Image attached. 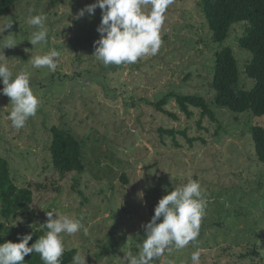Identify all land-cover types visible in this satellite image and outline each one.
<instances>
[{"label":"rangeland","instance_id":"obj_1","mask_svg":"<svg viewBox=\"0 0 264 264\" xmlns=\"http://www.w3.org/2000/svg\"><path fill=\"white\" fill-rule=\"evenodd\" d=\"M93 3L19 0L0 21V29L13 22L0 31V44L11 37L17 45L0 51L14 76L31 73L30 86L40 100L36 115L17 130L7 118L10 98L0 94V156L9 162L15 184L32 191L31 209L16 222L29 230L36 222L45 224L53 210L79 218L88 231L64 235L65 249L77 248L86 264H122L129 251L138 254L158 201L192 179L207 202L197 238L201 264H264L250 255L264 231V165L253 151L250 128L264 127V116L217 108L212 89L215 53L225 47L237 59L241 87L254 86L245 74L251 54L238 44L245 24H235L225 42L213 43L201 0H174L156 55L105 66L92 56L101 9L76 18ZM30 15L46 16V43L28 41L35 30L26 23ZM53 48L61 52L54 72L27 63L31 55ZM3 87L0 81V92ZM169 92L203 97L214 118L201 119L198 109L187 118L174 100L164 109L178 119L157 111L153 104ZM52 126L82 142L83 173L61 175L52 168ZM160 128L185 131L187 138L178 134L176 146ZM195 250L190 242L152 264H192Z\"/></svg>","mask_w":264,"mask_h":264},{"label":"clouds","instance_id":"obj_2","mask_svg":"<svg viewBox=\"0 0 264 264\" xmlns=\"http://www.w3.org/2000/svg\"><path fill=\"white\" fill-rule=\"evenodd\" d=\"M174 0H96L86 5L77 14V19L85 13L94 14L99 7L102 11L101 23L97 28L100 39L94 42L93 57L105 66L135 63L145 55H156L161 46V28L166 19L165 12ZM45 15H30L26 23L35 30L29 42L36 46L47 42L48 31L45 27ZM10 22L5 30L12 27ZM14 39L9 37L0 48L16 47ZM61 52L50 49L44 54L31 55L30 63L35 69L47 68L55 71L58 67ZM3 51H0V81L3 89L0 94L10 98L12 105L8 120L17 130L23 128L30 117L36 115L40 106L39 98L30 86L31 73L21 70L15 76L10 70ZM143 191L138 193L143 198ZM206 200L203 198L201 185L189 179L184 185L177 186L163 196L154 209L149 223L144 225L145 236L138 254L129 251L122 259V264H152L153 258H160L173 249H183L190 242L196 247L191 253L192 264H201L203 249L197 247V238L204 216ZM48 220L41 225L46 229L44 235L28 246L32 235L19 237L21 242L0 244V264H24L25 256L38 253L43 264H61L65 251L64 235H73L88 229L81 219L53 211L47 212ZM162 219V222H159ZM73 264H86L85 256L77 254Z\"/></svg>","mask_w":264,"mask_h":264},{"label":"trees","instance_id":"obj_3","mask_svg":"<svg viewBox=\"0 0 264 264\" xmlns=\"http://www.w3.org/2000/svg\"><path fill=\"white\" fill-rule=\"evenodd\" d=\"M19 0H0V21L10 8ZM201 11L211 33L213 43H223L227 40L235 24H245L244 34L238 39L239 47L251 54V59L245 66V74L254 80L250 90L240 85L238 62L231 48L225 47L215 53L212 89L214 105L234 114L251 113L253 116H264V0H201ZM174 100L178 110L187 118L193 116L192 109L200 111V118H214L213 111L207 101L197 95H186L169 92L153 105L157 111L163 112L173 119H178L175 113L168 112L164 106ZM161 135L171 137L176 146L178 134L186 137V133L175 129H159ZM51 144L49 147L51 165L59 174L76 172L83 173V145L69 130L58 126L50 128ZM187 138V137H186ZM250 139L258 162L264 165V127L255 125L250 128ZM192 144L191 139H187ZM32 191L30 188H19L12 176L9 162L0 156V244L5 242L19 243V237L32 235L28 246L31 247L40 236L47 231L38 222L35 227L25 230L16 222L20 213L26 214L31 209ZM28 220V221H27ZM31 219H26L27 224ZM36 220V219H35ZM252 244L250 255L260 256L264 263L262 244ZM263 237V240L261 238ZM78 254L77 248L65 249L61 256V264H71ZM24 264H43L38 253L25 256Z\"/></svg>","mask_w":264,"mask_h":264}]
</instances>
